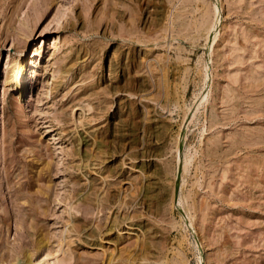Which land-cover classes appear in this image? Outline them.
I'll return each mask as SVG.
<instances>
[{
  "label": "rangeland",
  "instance_id": "obj_1",
  "mask_svg": "<svg viewBox=\"0 0 264 264\" xmlns=\"http://www.w3.org/2000/svg\"><path fill=\"white\" fill-rule=\"evenodd\" d=\"M0 264H264V0H0Z\"/></svg>",
  "mask_w": 264,
  "mask_h": 264
}]
</instances>
